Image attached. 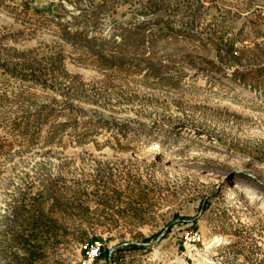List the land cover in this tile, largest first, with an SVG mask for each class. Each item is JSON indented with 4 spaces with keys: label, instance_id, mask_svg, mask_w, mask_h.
Listing matches in <instances>:
<instances>
[{
    "label": "rangeland",
    "instance_id": "obj_1",
    "mask_svg": "<svg viewBox=\"0 0 264 264\" xmlns=\"http://www.w3.org/2000/svg\"><path fill=\"white\" fill-rule=\"evenodd\" d=\"M0 264H264V0H0Z\"/></svg>",
    "mask_w": 264,
    "mask_h": 264
},
{
    "label": "bare ground",
    "instance_id": "obj_2",
    "mask_svg": "<svg viewBox=\"0 0 264 264\" xmlns=\"http://www.w3.org/2000/svg\"><path fill=\"white\" fill-rule=\"evenodd\" d=\"M232 188V187H231ZM210 248V246H207V250ZM188 250H191L190 248ZM206 251V250H205Z\"/></svg>",
    "mask_w": 264,
    "mask_h": 264
},
{
    "label": "built area",
    "instance_id": "obj_3",
    "mask_svg": "<svg viewBox=\"0 0 264 264\" xmlns=\"http://www.w3.org/2000/svg\"><path fill=\"white\" fill-rule=\"evenodd\" d=\"M94 255H96V250H94V253H93V255H92V256H94Z\"/></svg>",
    "mask_w": 264,
    "mask_h": 264
}]
</instances>
